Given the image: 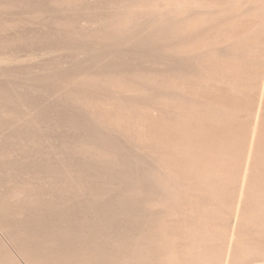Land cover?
Segmentation results:
<instances>
[{
	"label": "rangeland",
	"instance_id": "rangeland-1",
	"mask_svg": "<svg viewBox=\"0 0 264 264\" xmlns=\"http://www.w3.org/2000/svg\"><path fill=\"white\" fill-rule=\"evenodd\" d=\"M263 81L264 0H0V264H264Z\"/></svg>",
	"mask_w": 264,
	"mask_h": 264
},
{
	"label": "bare ground",
	"instance_id": "bare-ground-1",
	"mask_svg": "<svg viewBox=\"0 0 264 264\" xmlns=\"http://www.w3.org/2000/svg\"><path fill=\"white\" fill-rule=\"evenodd\" d=\"M75 10V9H74ZM20 14V13H19ZM15 16V15H14ZM262 87H263V91H264V81H263V84H262ZM263 93V92H262ZM264 94V93H263ZM259 113V112H258ZM156 114V113H155ZM259 116V115H258ZM257 119H258V117H257ZM163 121V120H162ZM256 136H257V126L255 127V131H254V135H253V137H252V143H254L255 142V140H256ZM162 144V143H161ZM251 148V147H250ZM16 162V161H15ZM248 168V167H247ZM247 172V171H246Z\"/></svg>",
	"mask_w": 264,
	"mask_h": 264
}]
</instances>
